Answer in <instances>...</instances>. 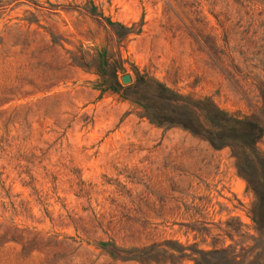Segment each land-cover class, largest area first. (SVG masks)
<instances>
[{
  "label": "rangeland",
  "instance_id": "obj_1",
  "mask_svg": "<svg viewBox=\"0 0 264 264\" xmlns=\"http://www.w3.org/2000/svg\"><path fill=\"white\" fill-rule=\"evenodd\" d=\"M140 75L255 112L264 0H0V264H264L231 148Z\"/></svg>",
  "mask_w": 264,
  "mask_h": 264
},
{
  "label": "trees",
  "instance_id": "obj_2",
  "mask_svg": "<svg viewBox=\"0 0 264 264\" xmlns=\"http://www.w3.org/2000/svg\"><path fill=\"white\" fill-rule=\"evenodd\" d=\"M117 84L122 86L119 81ZM132 87L140 91L136 99L152 121L182 126L216 148H231L238 172L255 193L252 214L264 230V151L258 145L264 136V80L259 84L262 104L251 114L226 109L211 96L194 97L178 92L146 75H140Z\"/></svg>",
  "mask_w": 264,
  "mask_h": 264
},
{
  "label": "water",
  "instance_id": "obj_3",
  "mask_svg": "<svg viewBox=\"0 0 264 264\" xmlns=\"http://www.w3.org/2000/svg\"><path fill=\"white\" fill-rule=\"evenodd\" d=\"M122 78H123V80H124L125 82H127V81H129V80L131 79V76H130V74L125 73V74L122 76Z\"/></svg>",
  "mask_w": 264,
  "mask_h": 264
}]
</instances>
